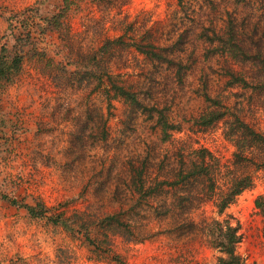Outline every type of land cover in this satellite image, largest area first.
<instances>
[{
	"label": "rangeland",
	"instance_id": "rangeland-1",
	"mask_svg": "<svg viewBox=\"0 0 264 264\" xmlns=\"http://www.w3.org/2000/svg\"><path fill=\"white\" fill-rule=\"evenodd\" d=\"M71 1L68 25L33 34L19 73L0 81V264H217L206 231L223 219L238 225L236 253L264 264V145L237 158L230 134L237 116L264 135V0ZM60 3L0 0L43 15ZM107 39L120 40L101 49ZM147 43L163 58L135 46ZM104 73L142 106L115 96ZM215 109L225 116L198 122ZM158 110L174 125L167 138ZM202 148L213 191L208 177L179 175ZM3 196L49 211L34 219Z\"/></svg>",
	"mask_w": 264,
	"mask_h": 264
},
{
	"label": "trees",
	"instance_id": "trees-1",
	"mask_svg": "<svg viewBox=\"0 0 264 264\" xmlns=\"http://www.w3.org/2000/svg\"><path fill=\"white\" fill-rule=\"evenodd\" d=\"M72 6L73 2L71 0H61L60 5L54 12H49L48 15H43L38 8L26 7L17 10L7 5L0 4V19L7 23L6 34L1 35L0 38L10 37L14 42L9 46L7 41H0V81H11L13 77L19 73L25 54L31 53L33 52L32 50L35 49L34 43H32L33 34L40 35L45 33L46 26L50 30L58 31L68 25V18L71 14ZM119 40L120 39H107L101 49H104L108 45L116 43ZM135 46L137 50L149 57L163 58L160 53L156 52V47L152 43H147L146 45L137 44ZM104 74L107 75L110 88L115 96H120L134 105L142 106L134 92L124 88L115 81H112V77L107 73ZM240 80L245 82L243 79ZM206 98L215 105H221L220 101L217 99H212L208 96H206ZM158 112L163 138H167L169 135L168 131L173 129L174 125L167 122L165 115L161 110H158ZM223 116H225V112L220 109L209 110L199 116L198 122L201 125L209 126L213 122L223 118ZM232 128L230 134L235 137L237 158L241 156L242 152L246 149L249 150L254 144L264 145V135L254 130L250 125L237 116L234 118ZM194 153L197 158H200V162H192L191 165L187 166L184 171L179 173V175L186 179L194 176L208 177V180L210 181L209 189L210 191H213L214 186L210 163L205 161L206 158H209V161H211L213 156L207 149L203 148L196 149ZM251 185L252 179L248 175L235 179L231 183L229 192L226 193L220 202L216 203L218 212L222 213L227 205L233 201L236 195ZM3 198H6L9 204L25 209L29 216L34 219L47 216L49 211V208L39 199H33V203H27L21 199L8 196H3ZM255 206L260 209V212L264 216V197H257L255 199ZM49 218L55 224H61L70 230H74V226H70V218L62 217L60 214L55 216L49 215ZM108 218L115 219L114 216H109ZM115 220L117 223H121L118 219ZM206 232L210 237L211 246L221 253V255L217 257V264H248L235 251L236 244L240 241L238 225H232L227 219L221 221L214 220L212 226L208 227ZM86 238L89 242H93L90 237L86 236ZM97 248L99 247L97 246ZM113 256L116 258V255Z\"/></svg>",
	"mask_w": 264,
	"mask_h": 264
}]
</instances>
